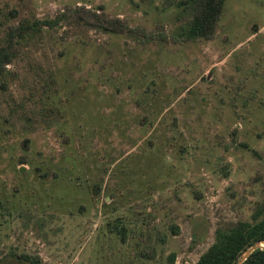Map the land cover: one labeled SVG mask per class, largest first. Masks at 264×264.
Masks as SVG:
<instances>
[{"label": "rangeland", "instance_id": "374dc122", "mask_svg": "<svg viewBox=\"0 0 264 264\" xmlns=\"http://www.w3.org/2000/svg\"><path fill=\"white\" fill-rule=\"evenodd\" d=\"M174 1L0 0V44L9 23L77 4L131 28L42 26L6 64L0 264H190L216 226L250 218L264 0H224L213 36L191 41L171 37Z\"/></svg>", "mask_w": 264, "mask_h": 264}, {"label": "trees", "instance_id": "16d2710c", "mask_svg": "<svg viewBox=\"0 0 264 264\" xmlns=\"http://www.w3.org/2000/svg\"><path fill=\"white\" fill-rule=\"evenodd\" d=\"M224 0H175L172 39L180 41L210 39L216 29L223 9ZM72 21L102 31L124 32L131 30L124 18L109 15L83 4L65 7L51 17L22 18L9 23L6 38L0 44V76L20 52L21 43L31 35L37 34L42 26L55 27L58 23ZM159 38L166 40V34ZM2 81H0V84ZM26 138L23 139L26 145ZM23 160V159H22ZM22 162V161H21ZM264 239V194L255 201L249 219L218 225L213 231V240L190 264H234L238 255L254 241ZM29 264H38L36 258L23 255ZM172 259V257H171ZM240 264H264V247L254 248Z\"/></svg>", "mask_w": 264, "mask_h": 264}, {"label": "water", "instance_id": "95a60500", "mask_svg": "<svg viewBox=\"0 0 264 264\" xmlns=\"http://www.w3.org/2000/svg\"><path fill=\"white\" fill-rule=\"evenodd\" d=\"M264 247V239L254 241L252 244H250L248 247H246L237 257L234 264H240L242 260L254 249Z\"/></svg>", "mask_w": 264, "mask_h": 264}]
</instances>
